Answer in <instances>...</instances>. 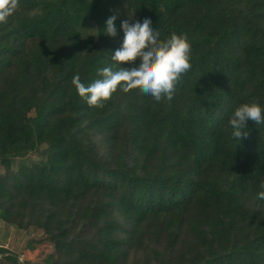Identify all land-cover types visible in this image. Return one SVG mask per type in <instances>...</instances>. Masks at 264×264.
<instances>
[{"label": "trees", "instance_id": "obj_1", "mask_svg": "<svg viewBox=\"0 0 264 264\" xmlns=\"http://www.w3.org/2000/svg\"><path fill=\"white\" fill-rule=\"evenodd\" d=\"M129 12L186 33L191 68L170 101L118 88L89 106L72 78L115 66ZM253 100L264 0H18L0 23V221L39 230L46 264H264V124L239 143L226 131ZM2 260L18 263L0 246Z\"/></svg>", "mask_w": 264, "mask_h": 264}, {"label": "clouds", "instance_id": "obj_2", "mask_svg": "<svg viewBox=\"0 0 264 264\" xmlns=\"http://www.w3.org/2000/svg\"><path fill=\"white\" fill-rule=\"evenodd\" d=\"M17 6L18 0H0V23L6 22ZM116 20L115 14L106 19L103 34L117 35ZM120 30L123 39L111 57L115 66L97 69L99 78L89 84L82 82L79 73L75 74L72 84L77 94L89 106L102 105L118 88L123 92L138 89L156 102L170 101L177 81L191 68L187 34L171 32L162 39L150 17L137 19L135 12H129L128 18L121 20ZM248 121L264 124V106L259 101L241 103L231 111L226 131L234 142L239 143L248 135ZM257 199L264 201V181L260 183Z\"/></svg>", "mask_w": 264, "mask_h": 264}, {"label": "rangeland", "instance_id": "obj_3", "mask_svg": "<svg viewBox=\"0 0 264 264\" xmlns=\"http://www.w3.org/2000/svg\"><path fill=\"white\" fill-rule=\"evenodd\" d=\"M40 149V151L32 152L26 157L16 159L14 165L19 167L40 160V153L45 151V147L43 146ZM0 172H4V168L1 165ZM1 223L4 225L1 227L2 231L0 232L1 247L7 249L9 254L15 255L19 262L20 258H23L25 263L46 264L48 256L53 252V247L49 243L41 242L43 237L39 230L33 228L22 230L3 221ZM2 262L3 264H16L12 261L2 260Z\"/></svg>", "mask_w": 264, "mask_h": 264}, {"label": "built area", "instance_id": "obj_4", "mask_svg": "<svg viewBox=\"0 0 264 264\" xmlns=\"http://www.w3.org/2000/svg\"><path fill=\"white\" fill-rule=\"evenodd\" d=\"M24 263V259L23 258H20V262L18 261L17 264H23Z\"/></svg>", "mask_w": 264, "mask_h": 264}, {"label": "crops", "instance_id": "obj_5", "mask_svg": "<svg viewBox=\"0 0 264 264\" xmlns=\"http://www.w3.org/2000/svg\"><path fill=\"white\" fill-rule=\"evenodd\" d=\"M2 224H3V223H1V221H0V232L2 231V230H1L2 228H1V227L4 226V225H2ZM0 246H2V245H0ZM5 247H6V246H5Z\"/></svg>", "mask_w": 264, "mask_h": 264}]
</instances>
